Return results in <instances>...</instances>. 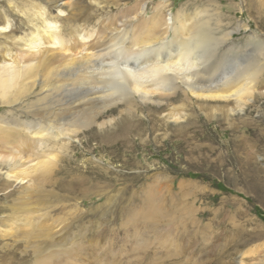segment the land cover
Here are the masks:
<instances>
[{
	"label": "rangeland",
	"instance_id": "1",
	"mask_svg": "<svg viewBox=\"0 0 264 264\" xmlns=\"http://www.w3.org/2000/svg\"><path fill=\"white\" fill-rule=\"evenodd\" d=\"M98 1L107 5H95L92 15V8L84 10L78 31L64 13L40 0H0V21L10 22L0 30V55L10 61L20 52L38 55L40 50L45 57L54 53L50 58L54 65L65 56L63 52L68 53L58 51L59 47L78 48L84 31L98 39L101 28L114 24L123 10L143 0ZM145 1L143 19L156 8L179 12L192 21L209 16L211 26L218 25L213 27L217 37L231 30L222 48L240 47L241 62L247 57L261 59L250 37L256 34L264 39V20L256 13H264V0ZM44 19L56 23L62 44L52 45L46 38L49 30ZM239 24L246 26L238 28ZM92 39H87L89 44H94ZM39 89L35 84L33 92ZM38 95L31 94L27 102ZM251 101L236 112L230 102L229 108L223 102L178 93L170 106L161 105L162 111L150 120L148 107L138 101L142 113L133 123L135 132L114 136L115 120L107 128L112 134L109 142L96 137V127L79 135L77 147L63 155L70 158L68 168L76 172L75 179L80 181L83 175L82 181L87 182L76 192L53 184L42 192L36 189L31 207H41L37 212L17 213L20 217L1 212L0 264H38V252L52 258L48 264H264V70ZM2 105L0 114L10 109L2 110ZM217 105H225L229 113L225 120L214 111ZM170 109L177 119L169 115ZM0 169L1 181L9 166L5 163ZM22 186L0 184V205L12 200V206H20ZM8 191H15L11 200L5 197ZM150 206L158 210L148 212ZM152 212L155 215H147ZM24 213L33 215L37 223H51L50 238L27 239L13 232L3 236L4 221L19 228ZM43 213L46 220L40 218Z\"/></svg>",
	"mask_w": 264,
	"mask_h": 264
},
{
	"label": "bare ground",
	"instance_id": "2",
	"mask_svg": "<svg viewBox=\"0 0 264 264\" xmlns=\"http://www.w3.org/2000/svg\"><path fill=\"white\" fill-rule=\"evenodd\" d=\"M40 1L64 13L65 19L78 31L84 10L92 8L89 12L92 15L95 5H107L98 0ZM145 4L143 0L123 10L117 22L102 26L98 39V36L91 38L92 32L84 31L79 34L78 48L59 47L58 51L68 53L63 52L65 56L54 65L50 62L54 53L45 57L40 50L38 55L37 51L20 52L19 58L10 61L0 55V103L2 110L10 108L0 114V166L5 163L9 166L0 184L2 188L12 182L23 184L22 195L18 196L20 206H12L15 191H8L5 197L10 198L11 204L0 205V213L8 210L20 217L17 213L30 209L37 212L41 207H31L33 191L42 192L47 185L72 192L81 189L87 181H82L83 175L80 181L75 179L76 172L68 168L70 158L63 153H71L79 143V135L90 134L93 127L98 129L96 137L109 142L112 134L109 135L107 128L115 120L118 127L114 136H121L126 130L135 132L133 123L141 119L139 112L142 111L138 108L141 105L148 107L150 120L162 111L161 105L170 106L178 93L225 105L230 102L234 107L231 110L236 112H242L251 104L264 70V39L251 35L250 40L255 39L256 43L254 52L260 53L261 59L247 57L241 62V56L237 58L240 47L222 48L226 38L232 35L231 30L217 37L213 27L218 25L211 26L209 16L192 21L191 17L181 18L179 12L172 14L156 8L145 20L142 17L147 9ZM20 12L25 14L26 11ZM256 13L264 20V13ZM5 21L6 24L0 21V30L10 26L9 20ZM43 22L44 28L49 30L46 38L51 44H62V37L55 31L56 23L47 19ZM87 39H92L94 44H89ZM28 42L39 44L35 40ZM35 84L40 85L39 95L27 102L31 94H37L33 92ZM138 101L142 104L138 105ZM220 105L214 111L225 120L229 113L225 105ZM172 111L175 110L170 109L169 115L176 118L177 113ZM150 207L148 212L158 210ZM155 212L147 215H155ZM21 218L19 228L4 221L3 236L13 232L27 239L50 238L51 223H37L33 215L25 214ZM40 218L46 220L47 214H41ZM37 231H41L42 236ZM35 258L38 264H48L46 261L51 257L38 252Z\"/></svg>",
	"mask_w": 264,
	"mask_h": 264
}]
</instances>
